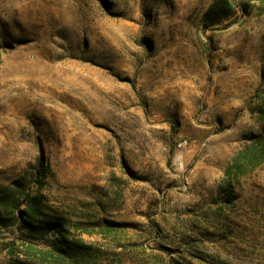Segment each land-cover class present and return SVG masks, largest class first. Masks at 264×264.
Returning a JSON list of instances; mask_svg holds the SVG:
<instances>
[{
    "label": "rangeland",
    "instance_id": "374dc122",
    "mask_svg": "<svg viewBox=\"0 0 264 264\" xmlns=\"http://www.w3.org/2000/svg\"><path fill=\"white\" fill-rule=\"evenodd\" d=\"M229 1L0 0V183L65 235L0 213V264H264V12Z\"/></svg>",
    "mask_w": 264,
    "mask_h": 264
},
{
    "label": "trees",
    "instance_id": "16d2710c",
    "mask_svg": "<svg viewBox=\"0 0 264 264\" xmlns=\"http://www.w3.org/2000/svg\"><path fill=\"white\" fill-rule=\"evenodd\" d=\"M221 3V9L226 13L231 9L235 8V5L229 0H218ZM261 5V11L264 12V0H256ZM219 4V3H218ZM217 4V6H218ZM213 4L209 7L207 15L211 14L217 7ZM260 118L264 120V111L261 113ZM38 166L43 165V155L42 151L37 162ZM0 190H9L10 193H0V213H4V218L6 222L13 223L16 218V214L20 215L22 227L28 229L30 232L35 233L36 231L48 230L51 233L58 234V238L64 239L65 235L63 232V227L58 221L45 222V224L35 225V210L33 203L40 204L39 198L37 196H30L29 193L19 192L16 189L10 188L7 185L0 183ZM20 200H25V208L20 211L18 203ZM9 252L14 253L12 248Z\"/></svg>",
    "mask_w": 264,
    "mask_h": 264
},
{
    "label": "built area",
    "instance_id": "2783aa9c",
    "mask_svg": "<svg viewBox=\"0 0 264 264\" xmlns=\"http://www.w3.org/2000/svg\"><path fill=\"white\" fill-rule=\"evenodd\" d=\"M188 142V140L186 138L180 139L179 141H177V146L182 147L184 145H186Z\"/></svg>",
    "mask_w": 264,
    "mask_h": 264
},
{
    "label": "bare ground",
    "instance_id": "6f19581e",
    "mask_svg": "<svg viewBox=\"0 0 264 264\" xmlns=\"http://www.w3.org/2000/svg\"><path fill=\"white\" fill-rule=\"evenodd\" d=\"M9 15V14H8ZM12 19V18H11Z\"/></svg>",
    "mask_w": 264,
    "mask_h": 264
}]
</instances>
